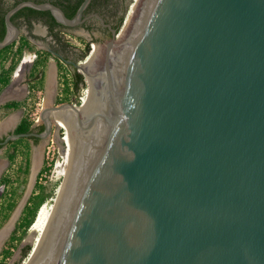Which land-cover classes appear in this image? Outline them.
Wrapping results in <instances>:
<instances>
[{
	"label": "water",
	"instance_id": "95a60500",
	"mask_svg": "<svg viewBox=\"0 0 264 264\" xmlns=\"http://www.w3.org/2000/svg\"><path fill=\"white\" fill-rule=\"evenodd\" d=\"M89 2L72 18L34 0L4 16L0 48L23 6L110 31L83 112L53 101L43 132L0 141L47 138L55 107L76 113L34 264H264V0H139L118 43L122 27L82 17Z\"/></svg>",
	"mask_w": 264,
	"mask_h": 264
},
{
	"label": "rangeland",
	"instance_id": "374dc122",
	"mask_svg": "<svg viewBox=\"0 0 264 264\" xmlns=\"http://www.w3.org/2000/svg\"><path fill=\"white\" fill-rule=\"evenodd\" d=\"M138 2L139 0H112L107 5L100 6L98 10H93L99 12L111 23H118L119 18L122 17L121 23L118 26V29H120L124 26L123 21L125 22L127 20L135 9V6L138 5ZM88 24L94 26L98 41L103 44L107 40L108 34L97 27L96 21H90ZM32 31L36 34H45V29L42 24H37ZM70 31L76 32L79 35L72 34ZM19 37H26L29 41L28 45L22 47L21 51L17 49L22 43ZM61 37L63 40H67V42L75 44L79 48L83 46L86 37L88 38L89 44L93 43V40L80 28H73L72 30L64 28ZM13 46L11 52L8 53V60L2 62L0 59V63L3 64V67L5 66L4 68L15 65L10 75L11 83L6 89L8 93L4 92V95L0 92V101H4L5 98L16 100L20 102V107L15 110H9L5 109L3 104L0 103V121L10 114H13L15 118L14 123L24 116L32 121V127L38 128L42 124L40 111L46 100L44 98L48 85L47 74L50 60V65L53 63L55 68V76L52 94L48 97V101H50L49 106H52L53 98L55 99V104L70 101L78 107L80 106L82 101H84L85 89L88 85L87 81L83 86L74 90L72 87L73 77L68 67L60 63L56 64L54 57L51 55L48 56L43 68L40 65L35 68L31 67L33 66L32 60L36 57L35 53L37 51L42 52L44 49L40 44L33 41V36L29 32L27 33L24 28H22V32L15 40ZM93 46L100 45L93 43ZM88 54L89 51L85 56ZM42 74L43 78H40ZM66 86L69 88L67 91L64 89ZM80 97H83L82 101L79 99ZM12 127L13 125L0 130V135H4L7 131L9 133ZM65 133L66 131L63 128H59L57 131L56 125L54 124L50 135L47 138H41L35 145L31 144V140L17 144L15 157L11 163L7 160L6 155L13 151L12 144L9 143L7 148L0 153V160L2 158L5 161V165L0 170V264H3V262L5 264H23L29 254L33 244L30 235L35 234L31 230L32 224L20 240H13L11 236L12 234L18 236L21 233V229L16 228V226L21 220L22 211L30 196L40 193L45 198L41 205L45 204L46 208H49L54 203L57 189L65 178L67 171L63 150L70 145L67 146L65 143ZM58 135L62 136L64 146L59 144L57 140ZM26 162H28L27 170H25ZM50 164L51 168L48 172L41 171L43 165L49 166ZM34 166H37V171L33 183L30 186L31 173ZM3 178L9 180L7 185L2 181ZM36 181L42 185L41 189L38 187L35 188ZM7 201H14V207L10 210L5 209ZM27 245L29 249L26 255H22L21 249ZM5 250H9L11 254L4 259L2 256Z\"/></svg>",
	"mask_w": 264,
	"mask_h": 264
},
{
	"label": "trees",
	"instance_id": "16d2710c",
	"mask_svg": "<svg viewBox=\"0 0 264 264\" xmlns=\"http://www.w3.org/2000/svg\"><path fill=\"white\" fill-rule=\"evenodd\" d=\"M20 1H23V0H12L11 2H9V0H0V41H2L4 39V37L6 35V31H7L6 30V24L4 21L5 13L7 12L8 9L13 7L14 5L19 3ZM34 1H36V2L50 1V2L58 5L64 11L65 15L68 18H72L74 16L77 8L79 7L80 3L82 2V0H34ZM110 1H112V0H90L89 4L85 8V10H91V9L98 10V8L100 6L107 5ZM20 17L24 20V22L26 23L29 30L32 28L33 20L42 19L43 23H46L48 25L50 33L53 34L54 37L58 41L60 40L59 39L60 37L57 38L56 34L53 32V28L55 26H64V25L57 22L49 10H39V9L33 8L31 6H23V7L19 8L17 11H15L11 15L10 19L12 20V22L14 24L19 26V22L16 20ZM121 20H122V17H120L118 20V26L121 23ZM19 39L22 40V43L20 44V46H18L17 49H18V51H21L23 46L28 45L29 41L27 40L26 37H19ZM66 43L70 44L69 42H66ZM14 44H15V41L10 43L9 45L4 46L3 48H0V59L2 61L4 59L3 55L6 54L8 49L10 47H12ZM89 49H90V44L86 43V45L83 47L82 53L80 54V59L84 58V56L87 54ZM35 54H36V57L34 59L33 68H35L38 65L42 66V68H43L47 59H48V56H50V53L46 50H43L42 52L37 51ZM14 67H15V65H11L5 69L3 67V64L0 63V91L3 89L4 86H6L9 83L10 75H11V72L14 69ZM72 77H73L72 78V87L74 88V90H77L80 86H83L86 82V80H84L83 75L79 71H75L73 73ZM40 78H43V74L40 76ZM39 81H41V79H39ZM64 89L67 91L69 88L66 86ZM3 107L5 109L15 110V109L20 107V102L16 101V100H12V101H9V102L3 104ZM38 129L42 130L43 125L42 124L39 125ZM30 130H32V121L29 120L27 117L23 116L21 118L20 122L18 123V125L16 126L15 132H17V133L29 132ZM30 138L34 139L35 141L37 140L36 137H30ZM23 141H28V138L21 137V138L9 141V143L13 145V151L7 155L10 163L13 161V159L15 157V152L17 149L16 145L22 143ZM27 168H28V162H26L25 170H27ZM50 168H51V164L49 166L43 165L41 168V171L48 172L50 170ZM2 181L5 183V185H7V183L9 182V180L6 178H3ZM36 187L41 189L42 185L37 183V181H36L35 188ZM44 199L45 198L43 196H41L40 193L29 197V199H28V201H27V203L24 206V209L22 211L21 220L18 223V225L16 226V228L21 229V233L18 236H15V234H12L11 239L20 240L22 238V236L26 233L27 229L33 223V221L36 217L37 211L39 209V206L44 202ZM12 207H14V201H9V202L7 201L5 209L10 210V209H12ZM28 249H29L28 245L24 246L21 249V254L26 255ZM10 254H11V252L9 250H5L3 252L2 257L5 259ZM3 264H5V262H3Z\"/></svg>",
	"mask_w": 264,
	"mask_h": 264
},
{
	"label": "bare ground",
	"instance_id": "6f19581e",
	"mask_svg": "<svg viewBox=\"0 0 264 264\" xmlns=\"http://www.w3.org/2000/svg\"><path fill=\"white\" fill-rule=\"evenodd\" d=\"M136 7L137 6H135V9L132 11L130 16L124 22V26L122 27L121 31L119 32V34L117 36V43L120 40V38L122 37V35L124 34V32L126 31L129 23L131 22L132 17L134 15V12L136 10ZM96 49H97V51L93 55L88 56L84 64H81L82 72H83L82 75L86 76V80L88 83L87 88H86L84 101L81 103L82 105L80 104V106L78 107V109L81 113L83 112L84 105L86 103L89 92L91 91L92 87L97 83V80H98L95 59H96V57H98L101 49L98 47ZM54 73H55V68H54L53 63H51V65L49 66V70H48V85L46 87V95L44 98V99H46L45 104L43 103L44 107L50 105V101H48V97H49V95L52 94V87L54 85L53 81H54V76H55ZM13 116H14L13 114H10L9 116H7L1 122V126L3 128H7L11 124H13V122L15 121V118ZM75 116H76V113H75L74 109H72L71 107H64V108L55 107L53 109V112H51V114H50V117L52 118V121L55 123V125L59 128L65 129V131H66L65 137L68 138V141H66V144H67V146L70 145L68 148H65L63 150L64 162L67 165V171H68L70 161L72 158V154H73V150H74V144H75L76 130L78 127L76 125V117ZM54 123H53V125H54ZM62 143H63V140H62ZM62 146H64V145H62ZM36 171H37V166H34L32 169V173H31L30 186L33 183V179H34ZM67 171H66V173H67ZM65 176H66V174H65ZM61 184H62V182L60 183V185L57 189L56 197L54 198V203L49 208H46V205L43 204L39 207V209L37 211L36 217H35L32 225H31V230L33 232H35L34 235L33 234L30 235V239L32 240L33 244H32V247L29 251V254H28V256H27V258L23 264H34V262H35L36 255H37V252H38V249H39V246H40V243H41V240H42V237H43V234H44L47 222H48V219L50 217V214H51L52 209L54 207V204L56 202L57 196L59 194Z\"/></svg>",
	"mask_w": 264,
	"mask_h": 264
},
{
	"label": "flooded vegetation",
	"instance_id": "af4514ba",
	"mask_svg": "<svg viewBox=\"0 0 264 264\" xmlns=\"http://www.w3.org/2000/svg\"><path fill=\"white\" fill-rule=\"evenodd\" d=\"M12 0H9V2H11ZM93 12H97L93 9L91 10H84L83 11V14H82V17L86 16L87 14H90V13H93ZM99 13V12H98ZM105 19V18H104ZM16 21L19 22V28H20V33L22 32V28L26 29L27 33L29 32V34H31L33 36V41L37 44H40L41 47L48 51L50 53L51 56L54 57L55 59V62L56 64L60 63V64H63L65 66L68 67V70L69 72L71 73V75H73V73L75 71H77L76 68L73 67L72 65V62H78L80 60V54L82 53V50H83V47L86 45V43H89L88 41V38L86 37L84 40V44L82 47H78L76 46L75 44H67V40H63L61 38V33H62V30L64 28L66 29H70L72 30L73 28H80L82 29L84 32H86V35L91 39L93 40V43H96L100 46H97L98 48L101 49V51L99 52V55L98 57H96L95 59V62H96V69L98 70L100 68V63H101V60H102V57H101V54H102V51H103V48H104V44L106 41H108L110 39V31L107 29V28H104L100 25L99 21L92 17V18H89V19H86L84 22L74 26V27H67V26H55L53 28V32L56 34L57 38H59L60 40L58 41L53 34L50 33L49 31V28H48V25L46 23H43L42 19H37V20H33V25H32V28L29 30L26 23L24 22V20L20 17L18 18ZM90 21H96L97 23V27H99L101 30H103L104 32H106L108 34V38L107 40L101 44L99 41H98V37L96 36L95 34V29H94V26H90L88 23ZM105 21H107L105 19ZM109 22V21H107ZM111 23V22H109ZM37 24H42L44 26V29H45V34H36L34 33L32 30L34 27H36ZM114 27H117L118 28V23H111ZM72 34H75V35H79L78 33L76 32H73V31H70ZM93 43L91 44L90 46V52L88 54V56H91L93 55L96 51H97V47L96 46H93ZM87 56V57H88ZM87 57L85 58L84 61H82L80 64H84ZM101 58V59H100ZM98 60V61H97ZM51 62V60H50ZM50 62L48 63L50 65ZM49 65H48V68H49ZM99 67V68H98ZM84 77V80L86 79V76H83ZM47 78H48V74H47ZM87 81V80H86ZM47 85V83H46ZM53 101L55 102V99L53 98ZM83 102V101H82ZM22 118V117H21ZM21 118L19 119V121H17L16 123L13 122V124H11L10 126L13 125V127L11 128V131L8 133L5 132L4 135H0V141H2L8 134L10 133H17L15 132V129H16V126L18 125V123L20 122ZM51 118V117H50ZM4 119V118H3ZM3 119L0 121V123L3 121ZM51 121H52V118H51ZM53 122V121H52ZM54 123V122H53ZM55 124V123H54ZM43 125V124H42ZM9 126V127H10ZM8 128V127H7ZM2 129H6V128H3L0 124V130ZM44 130V127L42 130H39L38 128L36 127H32V132H35V133H41L43 132ZM29 131V132H30ZM30 137H33V136H30ZM30 137H24V138H28V140H31V144L32 145H35L41 138L40 137H36L37 140L35 141L34 139L30 138ZM65 137V136H64ZM18 139V138H16ZM65 141H68V138H64ZM12 140H15V139H12ZM11 141V140H10ZM66 143V142H65ZM9 142H7L4 146L0 145V153L7 148ZM8 155V154H7ZM6 155V158L8 160V157ZM5 165V161L1 158L0 160V170L2 169V167Z\"/></svg>",
	"mask_w": 264,
	"mask_h": 264
},
{
	"label": "crops",
	"instance_id": "0c3cea01",
	"mask_svg": "<svg viewBox=\"0 0 264 264\" xmlns=\"http://www.w3.org/2000/svg\"><path fill=\"white\" fill-rule=\"evenodd\" d=\"M8 11V10H7ZM14 47V46H13ZM13 47H10L9 49H8V51L6 52V54H4L3 56H4V59H3V61L2 62H6L7 60H8V53L9 52H11V50H12V48ZM33 63H34V59L32 60V65H33ZM5 67V66H4ZM31 67H33V66H31ZM6 69V68H5ZM10 80H11V78H10ZM13 82V81H12ZM11 82L9 81V83L6 85V86H4L3 87V89L0 91L2 94H4L5 95V93H8V90H6L7 88H8V85L10 84ZM16 89H18L17 87H15ZM5 92V93H4ZM9 101H12V100H9L8 98H5V100L4 101H0V103L1 104H5V103H7V102H9ZM0 104V105H1Z\"/></svg>",
	"mask_w": 264,
	"mask_h": 264
},
{
	"label": "built area",
	"instance_id": "2783aa9c",
	"mask_svg": "<svg viewBox=\"0 0 264 264\" xmlns=\"http://www.w3.org/2000/svg\"><path fill=\"white\" fill-rule=\"evenodd\" d=\"M90 46H91V44H90ZM89 52H90V50H89ZM87 56H88V55H87ZM87 56H85V57L83 58V60L80 59V60L78 61V63H81L82 61H84L85 58H86ZM85 83H86V82H85ZM85 91H86V89H85ZM82 98H83V97H80L79 99L82 101Z\"/></svg>",
	"mask_w": 264,
	"mask_h": 264
}]
</instances>
